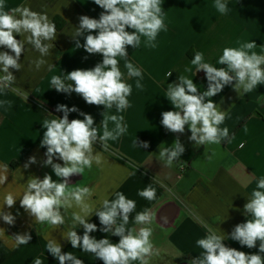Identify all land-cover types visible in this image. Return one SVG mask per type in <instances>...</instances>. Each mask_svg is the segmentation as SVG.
Listing matches in <instances>:
<instances>
[{"label": "crops", "instance_id": "obj_1", "mask_svg": "<svg viewBox=\"0 0 264 264\" xmlns=\"http://www.w3.org/2000/svg\"><path fill=\"white\" fill-rule=\"evenodd\" d=\"M226 3L229 12L222 15L214 7L215 0H163L167 30L158 34L156 47L145 46L142 37L139 47L128 46L127 49L128 58L143 72L142 88H136L137 78L127 77L124 60L119 62L126 82L132 85V94L128 97L131 106L119 113L113 107L108 114L123 116L127 132L116 141L110 140L107 151L97 142L95 151L100 152L101 163H94L91 170L70 178L73 185L94 189L90 203L96 209L101 207L104 198L114 199V192L122 191L136 201L137 212L145 207L153 210L156 220L152 239L160 255L154 257L151 264H189L201 251L196 241L207 235L205 224L230 236L237 224L251 218L244 214V204L258 178L264 176V85L244 95L226 86L212 98L226 112L221 127H227L230 133L229 140L219 145H195L189 140L191 133L187 126L184 134H177L166 131L160 123L161 113L173 110L164 96L167 85L177 82L179 75L192 78L199 91L207 90L204 71L195 74V67L190 63L195 51L203 52L205 61L215 67H224L217 63L223 48L238 47V41H255V51L261 52L264 0H226ZM6 4L7 10L25 5L34 11L46 12L50 20L56 22L57 38L51 54L45 57L47 63L39 70L30 62L40 54L26 45L20 58L21 70H12L16 90L0 93V100L12 101V107L7 110L0 107V176L7 177L5 183L0 184V206L8 193L17 197L12 208L4 205L5 212L16 216L14 225L0 218V228L4 229V235L0 236V264H33L37 256L44 264H59L45 248L49 239H56L62 252H73L84 264H103L93 254L73 249L63 236L71 226L72 212L79 211L78 208L69 209L65 224L53 228L35 223L20 206L29 176L43 179L47 173L53 180L60 179L51 166H42L46 148L40 147L46 131L43 120L63 116L56 111V106H75L92 115L96 127L102 124L104 106L88 105L76 93L57 92L51 88L50 80L53 75L63 77L72 70L90 69L102 62V55H90L83 48L77 49L72 34L79 26L81 15L98 19L103 9L93 0H6ZM16 38L21 39L19 35ZM79 39L84 42L83 37ZM6 50L0 47V51ZM186 67H191L192 72H185ZM169 72L172 74L167 77ZM72 119H83V116L72 112L69 120ZM112 127L114 124L110 122L109 128ZM102 131L101 128V134ZM177 138L185 152L168 167L159 159L161 145L171 147ZM136 140L138 144L148 142L149 146L137 147ZM32 156L37 163L25 169L24 164ZM54 163L63 164V161L54 159ZM148 185L156 189L154 201L137 195L138 190ZM134 216L135 212L130 214V227L134 226L131 222ZM162 216L169 218L167 224L162 223ZM89 222L95 223L98 229L101 227L95 214ZM75 230L83 235L82 226ZM26 232L32 239L26 245L17 246L14 236ZM90 235L96 239L107 237L113 243L119 241V237L99 230ZM223 243L249 254L259 252V242L252 249L231 239Z\"/></svg>", "mask_w": 264, "mask_h": 264}, {"label": "clouds", "instance_id": "obj_2", "mask_svg": "<svg viewBox=\"0 0 264 264\" xmlns=\"http://www.w3.org/2000/svg\"><path fill=\"white\" fill-rule=\"evenodd\" d=\"M95 5L103 11L99 18L87 15L79 17V26L72 34L77 49L83 48L90 55H102V62H98L90 69H75L65 76L53 75L50 80L51 88L57 92L76 93L88 105L104 106L103 120L100 127L95 126L94 117L81 112L77 107L69 108L58 104L57 112L63 116L44 119L43 139L40 147L46 148V159L42 166H51L59 180L45 174L43 179L29 176L26 188L20 199V206L34 218L35 223L47 224L57 228L65 224V214L76 207L79 211L71 214V226L65 240L71 243L73 249H81L84 253H91L103 264H151L154 257L160 255V249L153 242L156 214L151 208L145 207L136 211V201L128 198L124 192H114V199L104 198L101 207L96 209L90 203L95 194L93 188L79 184H71L74 175H83L85 170H91L93 164L101 163L100 152L95 151L97 142L107 151L109 141H116L127 132V125L123 123V116L109 115L108 110L115 107L123 112L130 107L128 97L132 94V85L125 80L119 62L124 60L127 77L136 79V88L143 87L141 79L143 72L128 58V46L133 49L141 45V38L147 47H156V39L165 26L163 0H93ZM6 0H0V47L7 49L0 51V93L13 90L16 76L12 70L20 71V58L26 45L40 54V57L30 63L39 70L47 63L45 57L51 54L54 41L57 38L55 23L50 20L46 12H37L29 6L20 5L7 10ZM215 9L220 14L229 12L226 0H215ZM95 33V34H93ZM19 35L21 39H17ZM80 37L84 42H80ZM238 47H224L217 63L224 67H215L205 61L204 53L194 52L190 63L196 72L203 70L207 80V90L199 91L192 78L179 75L178 81L169 83L164 94L173 106V110L163 111L160 123L166 131L184 134L187 126L191 135L189 140L195 145H219L229 140V129L221 127L226 119V112L213 101V97L221 93L226 86H231L239 95L251 93L259 85H264V45L261 52L255 51V41L237 42ZM87 59V57H85ZM52 65H49L51 69ZM185 72H192L186 67ZM171 72L167 74L171 76ZM27 99V98H26ZM0 107L5 110L12 107V101L0 100ZM78 112L83 119L69 120V114ZM114 127L109 128V123ZM103 129L102 134L100 129ZM135 146L147 148L148 142L137 143ZM243 147V145H241ZM185 152L184 145L179 138L174 140L171 147L161 145L159 159L168 167L178 161ZM54 159L63 161L54 163ZM37 163L32 156L24 164L27 169ZM6 176H0V184H4ZM137 195L148 201H154L156 189L152 185L138 190ZM17 197L8 193L0 206V218L14 225L16 216L4 211V205L12 208ZM244 214L248 217L245 222L237 224L230 236L205 224L207 235L196 241L201 251L190 260L189 264H264V176L258 178L256 187L244 204ZM135 212L131 220L130 214ZM95 214L99 218L101 227L89 222ZM162 223L167 224L169 218L162 216ZM83 227V235L75 229ZM97 230L119 237L118 243H113L107 237L96 239L90 235ZM4 229L0 228V236ZM17 246L26 245L32 239L30 233L14 236ZM231 239L249 249L255 248L259 242L258 253H246L236 248L226 246L223 241ZM47 251L55 257L59 264H84L73 252H62V246L56 239H49L45 245ZM33 264H44L41 257L33 259Z\"/></svg>", "mask_w": 264, "mask_h": 264}, {"label": "trees", "instance_id": "obj_3", "mask_svg": "<svg viewBox=\"0 0 264 264\" xmlns=\"http://www.w3.org/2000/svg\"><path fill=\"white\" fill-rule=\"evenodd\" d=\"M55 24H56V22H55Z\"/></svg>", "mask_w": 264, "mask_h": 264}]
</instances>
